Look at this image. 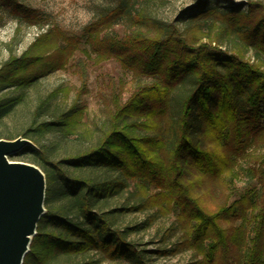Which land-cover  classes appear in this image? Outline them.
Wrapping results in <instances>:
<instances>
[{
  "label": "trees",
  "instance_id": "obj_1",
  "mask_svg": "<svg viewBox=\"0 0 264 264\" xmlns=\"http://www.w3.org/2000/svg\"><path fill=\"white\" fill-rule=\"evenodd\" d=\"M193 9L198 17L218 12L247 46L264 54L262 2L248 0L244 10L232 7L226 12L202 0ZM123 14L132 16L118 6L85 25L82 50L92 53L96 62L113 58L124 70L152 81L138 85L123 101L113 93L108 123L98 140L58 160L47 158L37 137L50 130L69 132L81 117L76 105L56 118H33L17 135L33 144L15 154L30 152L47 165L39 167L45 176V212L22 264H95L91 259L52 260L60 252L88 249L143 264L134 246L125 241V232L113 227L112 214L147 208L176 213L184 233L181 244L200 257V264H264V172L259 190L246 188L213 212L191 195L187 179L191 170L218 176L243 155L249 136L260 127L258 120L264 118L263 67L238 52L197 40L199 25L186 32L171 25L156 26L159 32L154 35L140 30L120 37L103 35ZM136 17L148 19L143 12ZM80 45L77 34L58 27L38 34L19 56L9 55L0 65V89L27 87L47 72L65 67ZM184 80L189 89L175 95ZM11 101H0V118ZM206 132L223 152L204 145ZM94 168L112 173L99 179L92 175ZM129 182L134 201L108 209L107 201ZM233 221L239 223L222 224Z\"/></svg>",
  "mask_w": 264,
  "mask_h": 264
},
{
  "label": "rangeland",
  "instance_id": "obj_2",
  "mask_svg": "<svg viewBox=\"0 0 264 264\" xmlns=\"http://www.w3.org/2000/svg\"><path fill=\"white\" fill-rule=\"evenodd\" d=\"M200 1L202 0H0V65L9 55L19 56L38 34L48 29L58 27L77 34L81 40V48L73 54L65 67L47 72L27 87L0 89V101L12 100L7 113L0 118V136L15 137L25 130L33 118L37 121L56 118L76 105L81 109V117L69 132L50 130L37 137L47 158L58 160L98 140L108 123L113 93L118 94L123 101L138 85L152 81V77L137 76L124 70L113 58L96 62L92 53L88 55L82 50L86 48L83 43V27L100 14L118 6L130 13L131 18L124 14L116 18L102 31L103 35L120 37L139 30L154 35L159 32L156 26L171 25L186 32L199 25L200 31L195 35L197 40L210 41L228 51L238 52L245 59L259 63L264 69V54L257 53L231 31L224 16L215 11L200 17L194 15L193 7ZM206 1L218 11L228 12L232 7L244 10L248 0ZM258 1L264 4V0ZM137 12H143L148 19L139 21ZM189 87L190 84L184 80L174 93L180 95ZM262 108L264 110V105ZM258 121L259 129L251 133V141L232 167L215 177L196 170H191L187 175V179L191 181V195L206 211L213 212L219 206L229 204L246 188L259 190L264 172V118ZM203 140L206 147L223 152L224 148H219L208 132L203 133ZM9 159L31 162L40 168L47 166L30 152L14 154ZM110 173L112 172L99 168L92 171V175L99 179ZM132 191L133 185L129 182L105 206L108 209L129 206L134 201ZM112 216L113 227L125 232V241L134 246L143 264H200V257L185 244H181L184 233L174 211L147 208L114 211ZM235 223L239 222L222 224L226 226ZM45 227L54 228L52 225ZM89 259L94 260L95 264H132L127 258H109L95 249L76 254L60 252L52 260L72 263Z\"/></svg>",
  "mask_w": 264,
  "mask_h": 264
},
{
  "label": "water",
  "instance_id": "obj_3",
  "mask_svg": "<svg viewBox=\"0 0 264 264\" xmlns=\"http://www.w3.org/2000/svg\"><path fill=\"white\" fill-rule=\"evenodd\" d=\"M33 143L0 138V264H22L45 212V176L34 163L9 159Z\"/></svg>",
  "mask_w": 264,
  "mask_h": 264
}]
</instances>
